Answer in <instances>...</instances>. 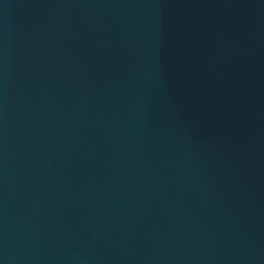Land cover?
<instances>
[{
    "label": "water",
    "instance_id": "water-1",
    "mask_svg": "<svg viewBox=\"0 0 264 264\" xmlns=\"http://www.w3.org/2000/svg\"><path fill=\"white\" fill-rule=\"evenodd\" d=\"M0 264H264V0H0Z\"/></svg>",
    "mask_w": 264,
    "mask_h": 264
}]
</instances>
